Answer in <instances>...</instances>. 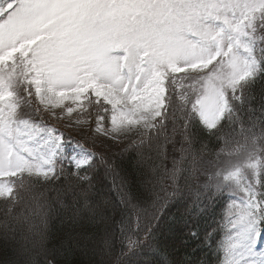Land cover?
Here are the masks:
<instances>
[{"label": "snow or ice", "instance_id": "obj_1", "mask_svg": "<svg viewBox=\"0 0 264 264\" xmlns=\"http://www.w3.org/2000/svg\"><path fill=\"white\" fill-rule=\"evenodd\" d=\"M68 99L128 147L49 126ZM185 189L206 255L184 264H264V0H0V264H157Z\"/></svg>", "mask_w": 264, "mask_h": 264}, {"label": "trees", "instance_id": "obj_2", "mask_svg": "<svg viewBox=\"0 0 264 264\" xmlns=\"http://www.w3.org/2000/svg\"><path fill=\"white\" fill-rule=\"evenodd\" d=\"M257 100L254 102L256 105L260 103V87L256 88ZM204 142L209 146L206 150L204 159L215 158V151L217 150L218 141L211 136L205 134ZM124 147H117L115 150L110 151L109 154H119L122 149L127 148L128 145L122 144ZM128 158L125 157V163ZM207 167V166H206ZM66 171L69 169V164L65 163ZM55 187V186H53ZM104 191H107V185H104ZM54 194V193H53ZM194 195L188 194V190H184V194L178 197L174 201L169 209V215L166 217V223L161 226L160 232L157 234L156 246L161 251L155 256H149L148 259H154L159 264L161 259L167 261V264H184L189 258H195L196 256H205L206 253L203 250V245L197 240L188 235L189 228L195 226L198 231L203 232V228L206 227L204 222L198 215L194 214ZM52 230L61 236L63 229L57 221L55 225L51 226ZM95 229L90 230V234L94 233ZM81 259L75 255H69L68 260L78 261Z\"/></svg>", "mask_w": 264, "mask_h": 264}, {"label": "rangeland", "instance_id": "obj_3", "mask_svg": "<svg viewBox=\"0 0 264 264\" xmlns=\"http://www.w3.org/2000/svg\"><path fill=\"white\" fill-rule=\"evenodd\" d=\"M86 102V101H85ZM72 105V100L68 99L63 102L61 107L54 108L57 116H62V119H54L45 114V122L49 124V126L54 127L59 132L64 133L65 138H71V141H79L80 144H83L86 148H90L92 151L99 153L109 154L110 151L115 150L117 147H124L123 145H117L112 140L105 137H98L94 132L89 131L88 124H77L75 121L77 119L76 112L72 113V116L69 117L66 112H62V108L66 109L67 106ZM49 107H52L51 105ZM91 111V109H90ZM94 119V117H93ZM71 124V127L67 125ZM94 127V124L92 125ZM136 129L142 131L143 129L140 126H134ZM131 139H139L137 131H133L130 133ZM80 151L79 148L75 146L74 143L69 144L68 152L73 154H78ZM206 161H213L215 163V158L207 159ZM209 170H213L212 165H206Z\"/></svg>", "mask_w": 264, "mask_h": 264}]
</instances>
